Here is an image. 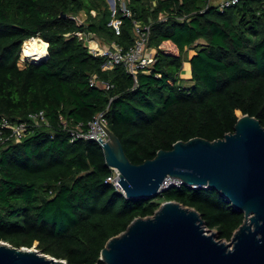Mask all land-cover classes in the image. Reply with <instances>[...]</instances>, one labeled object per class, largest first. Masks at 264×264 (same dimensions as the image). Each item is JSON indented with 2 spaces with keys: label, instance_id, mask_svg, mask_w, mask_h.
I'll list each match as a JSON object with an SVG mask.
<instances>
[{
  "label": "trees",
  "instance_id": "trees-1",
  "mask_svg": "<svg viewBox=\"0 0 264 264\" xmlns=\"http://www.w3.org/2000/svg\"><path fill=\"white\" fill-rule=\"evenodd\" d=\"M102 7L86 24L69 17ZM129 7L150 25L148 47L156 51L154 64L136 81L122 66L104 70V58L72 36L86 30L132 44V19L122 17L116 33L108 26L106 0H0V125L41 110L48 121L0 148V240L17 248L37 243L42 253L69 264H104L100 252L108 239L164 201L195 208L221 240L242 224L243 212L208 187L126 198L106 181L113 169L100 144L70 142L60 116L87 123L105 111L134 164L178 140L223 138L234 131L240 111L264 126V0H240L223 10L208 0H129ZM33 37L47 43L46 56L21 67V48ZM185 60L188 87L179 83ZM92 74L113 86H91Z\"/></svg>",
  "mask_w": 264,
  "mask_h": 264
},
{
  "label": "water",
  "instance_id": "water-1",
  "mask_svg": "<svg viewBox=\"0 0 264 264\" xmlns=\"http://www.w3.org/2000/svg\"><path fill=\"white\" fill-rule=\"evenodd\" d=\"M105 131L107 139L99 137V144L107 165L118 171L126 198L156 196L172 176L182 186L218 191L244 219L224 242L206 228L195 208L164 201L153 215L136 217L108 239L100 252L104 264H264V126L257 118L240 111L234 131L223 138L178 140L139 164L129 160L109 128ZM36 244L17 248L0 240V264H69L42 253Z\"/></svg>",
  "mask_w": 264,
  "mask_h": 264
},
{
  "label": "built area",
  "instance_id": "built-area-1",
  "mask_svg": "<svg viewBox=\"0 0 264 264\" xmlns=\"http://www.w3.org/2000/svg\"><path fill=\"white\" fill-rule=\"evenodd\" d=\"M106 1L110 11L108 26L114 28L116 33L120 32L122 17L132 19V44L125 47L116 41H106L94 32L86 30L75 31L72 36L77 37V39L87 47L91 54L104 58V63L102 65L104 70L112 69L115 66H122L124 71L131 75L136 81L138 73L148 72L155 62L156 51L155 49L148 47L151 29L150 25L143 24L140 20L133 17V12L129 7V0ZM239 2L240 0H208V5H215L219 9L223 10L236 5ZM90 12H92V10H90ZM86 14V11H80L78 13L70 14L69 17L78 25H82L86 24V19L88 18V14ZM119 15H121V17ZM165 17L166 16L163 14L160 15V19L162 20H165ZM19 60H21L23 64H25L26 61H29L24 59L22 55H20ZM90 85L103 89H110L113 86L110 82L100 80L96 74L91 75ZM60 121L63 127L68 130L70 142L78 139H84L93 140L99 143V137L103 141L107 139L105 128H108V126L105 111L97 113L93 119L87 123H71L63 116H60ZM43 125L48 126V121L43 110L37 113L29 114L27 119L16 122H11L4 118L0 125V148L8 141H21L27 135L29 128ZM118 175V171L113 169V174L107 177L106 181L112 183L114 187L121 192L122 189L118 184ZM181 186V179L167 176L161 183L160 192L170 187Z\"/></svg>",
  "mask_w": 264,
  "mask_h": 264
},
{
  "label": "bare ground",
  "instance_id": "bare-ground-1",
  "mask_svg": "<svg viewBox=\"0 0 264 264\" xmlns=\"http://www.w3.org/2000/svg\"><path fill=\"white\" fill-rule=\"evenodd\" d=\"M22 57L38 61L46 56V43L38 37H33L23 43Z\"/></svg>",
  "mask_w": 264,
  "mask_h": 264
},
{
  "label": "rangeland",
  "instance_id": "rangeland-1",
  "mask_svg": "<svg viewBox=\"0 0 264 264\" xmlns=\"http://www.w3.org/2000/svg\"><path fill=\"white\" fill-rule=\"evenodd\" d=\"M107 2V1H106ZM108 5V3H107ZM102 9H92V12H86L88 14V18L86 19V22H88L90 20V15L91 17H98V12H102ZM86 14V15H87ZM24 45V44H23ZM23 50V46H22V49L21 51ZM189 54L191 55L192 54V51L189 52ZM22 55V54H21ZM27 60H30V59H27ZM19 65L22 67L24 66L23 62L21 60L18 61ZM190 78H191V67H190V63L188 61H183V66L181 68V71L179 73V83L184 86V87H188L191 85V81H190ZM207 228V227H206ZM209 233V232H208ZM216 238L218 239V234L216 236ZM224 242H230V240H224ZM36 244V243H35ZM34 244V245H35Z\"/></svg>",
  "mask_w": 264,
  "mask_h": 264
},
{
  "label": "crops",
  "instance_id": "crops-1",
  "mask_svg": "<svg viewBox=\"0 0 264 264\" xmlns=\"http://www.w3.org/2000/svg\"><path fill=\"white\" fill-rule=\"evenodd\" d=\"M190 51H192L191 49H190ZM190 55V54H189ZM183 66V65H182Z\"/></svg>",
  "mask_w": 264,
  "mask_h": 264
}]
</instances>
